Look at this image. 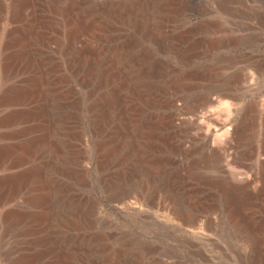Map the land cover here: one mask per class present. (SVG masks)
Returning <instances> with one entry per match:
<instances>
[{
	"label": "rangeland",
	"instance_id": "1",
	"mask_svg": "<svg viewBox=\"0 0 264 264\" xmlns=\"http://www.w3.org/2000/svg\"><path fill=\"white\" fill-rule=\"evenodd\" d=\"M113 1L125 3L137 0ZM145 1L137 2L144 4ZM157 1L158 7L166 8L163 12L166 19L160 30L163 36L159 41H145L136 29L122 26L114 30L113 37L115 43L126 49L130 47L140 51L141 47H149L154 52L156 59L152 79L156 85L164 83L167 88L153 91L161 106H152L148 111L155 119L166 110L179 119L177 127L172 129V132L175 130L172 136H176L175 140L188 153L185 158L179 154L174 156L182 160L181 165L189 162V167L182 165L181 177L177 174L165 178L168 181L165 189L157 181L150 186L143 180L144 175L143 178L140 175L130 178L123 191L113 192L103 188L108 178L120 177L126 168L125 163H116L106 171L97 169L95 141L99 136L113 134L119 126L115 114L122 99L120 93L110 91L109 86L103 92L114 109L108 106L109 103L100 108L99 134L92 132L91 117L87 111L82 117L81 126L87 136L85 147L88 150L91 185H80L65 174L58 175L62 192L58 194V202L54 201V209H60L63 215L78 214L76 222L60 225L56 213L48 212L46 206L36 207L29 203L33 184H26L22 189L19 187L16 197L0 198V212L11 210L21 215L19 220L7 227L9 229L0 226V264H14L18 257L26 254L35 256L31 264H111L110 259L118 248H123L125 255L132 254L131 264H264V231L252 226L245 230L237 225L238 220L248 215L264 219L263 196L259 194L258 199L252 198L250 191H258V188L251 186V190L238 198L240 202L235 205V213L231 214L222 199L221 186L216 183L221 178L219 182L237 183L245 176L241 172H246L257 174L259 188L264 189V165H256L257 159L262 162L261 158H264V150L257 151L264 131V0ZM8 26L9 22L5 21L0 37ZM131 32L134 33L132 37ZM1 85L0 74V88ZM227 91L232 95H225ZM166 102L170 103L167 109ZM11 109L0 107V115ZM217 123H225L218 133L231 125H239L238 137L236 133L231 142L224 137L215 142ZM31 125L32 122L0 128V132L7 136L9 132L20 131V136L15 135L14 138L0 137V145H21L25 138L38 135L30 129ZM208 129L213 131L209 134L211 138L207 134ZM161 133L164 134L165 130L157 128L155 139ZM241 133L248 138L242 137ZM156 144V156L164 157L170 152L167 145ZM212 151L221 156V164L218 163L214 169L210 162L207 163ZM37 155L21 166L11 169L0 167V178L34 166L41 160ZM151 188L157 192L152 191V194ZM196 200L202 202L196 215L185 213V209H190ZM46 211L48 217H38ZM84 236L102 237L100 242L104 251L86 255L79 243ZM104 256L109 257L111 262Z\"/></svg>",
	"mask_w": 264,
	"mask_h": 264
},
{
	"label": "bare ground",
	"instance_id": "2",
	"mask_svg": "<svg viewBox=\"0 0 264 264\" xmlns=\"http://www.w3.org/2000/svg\"><path fill=\"white\" fill-rule=\"evenodd\" d=\"M137 1L117 3L113 0L108 2L100 0H0V32L5 21L9 22L8 28L0 37L2 80L0 107L12 108L0 115V128L32 122L30 129L39 133L32 138H25L21 145H0V167L6 166L7 169H11L17 165L21 166L36 157V153L40 157L39 160L41 159L34 166L18 174L1 177V199L16 197L20 190L19 187L22 189L26 184H33L31 186L33 193L28 197L30 204L36 207L46 206L48 212L51 211L58 215L55 216L60 225L70 224L75 220L78 214L73 212L63 215L60 209H54V203L56 200L58 202V194L61 191L58 175L65 174L74 183L80 185H87V187L91 185L88 150L85 147L87 136L81 126L82 117H84L83 112L87 111L91 117L92 132L99 134L100 108L107 103L111 106L103 92L109 86L110 91L117 90L121 95L122 102L115 114L119 126L117 125L118 128L114 129L113 134L99 136L95 141L97 169L100 172L106 171L116 163H125L126 168L120 177L108 178L103 183V188L113 192L123 191L130 178L137 175L143 178L144 175L143 180L147 181L150 186L154 184L153 181H157L165 189L164 185L168 182L165 178L170 175H179L182 172V165L189 167V162L181 165L182 160L175 157L179 154L185 158L188 153V150L181 148L182 144H178L175 140L176 136L175 138L172 136L175 132V130L172 132V129L177 127L176 123L179 119L167 110L155 119V116H151L152 114L148 111L152 106L161 103L154 98L153 91L157 88L161 90L167 88L164 83L156 85L152 79L155 72L152 69L156 59L154 52L149 47H141L140 51H134V48L126 49L114 42V30L118 26L136 29L145 41L156 42L162 38L163 32L161 33L160 30L166 19L163 15L166 8L158 7L157 0H146L144 4ZM132 32L131 37L134 34ZM224 94L228 97L232 95L228 91ZM169 106L170 103L166 102V109ZM136 116H138L137 119ZM224 126L225 123L216 124L215 142L223 137L231 142L236 133L238 137L239 125H231L224 132L218 133ZM157 128L165 130V133H161L162 135L155 139ZM166 129L169 131L167 132ZM239 129L241 130L240 126ZM12 132H9L8 136L0 132V137L20 136V131ZM211 132H213L212 129H208L207 134ZM25 133L28 135L27 132ZM262 134L261 145L257 151L264 150L263 130ZM242 137L246 138V134H242ZM209 138H211L210 135ZM238 139L242 140V138ZM156 142L167 145L170 152L164 157L156 156L155 151L158 146ZM44 157L47 159L42 160ZM207 158L209 160L207 163L210 162L211 168L214 169L220 163L221 156L217 151H212ZM263 160L264 158H261L262 162H260L257 159L256 165L263 166ZM241 173L245 176L237 183L225 180V182H219L222 178L219 181L216 178L218 182L215 181L221 186L219 188L222 199L231 214L235 213L236 204L240 202L238 198L241 194L251 190L249 189L251 186L256 185L259 192L254 189L250 191V196L258 199L260 194L264 200V189H260L258 185L259 176L252 173ZM152 191L151 188V193ZM200 200L193 202L190 209H185V213L196 215L197 207L202 203ZM48 212H42L38 217L46 218ZM19 214L11 210L1 211L0 226L6 229L15 220H19L21 216ZM237 225L245 230H249L252 226L264 231V219L256 215H248L238 220ZM236 228L238 229V226ZM101 240L102 237L98 236H84L79 243L86 255L91 256L94 252L104 251ZM34 257L30 254L21 255L14 264L30 263ZM109 257L104 256L108 261L113 262L111 264H131L133 260L132 254L125 255L123 248H118L113 258ZM106 259L104 261H107Z\"/></svg>",
	"mask_w": 264,
	"mask_h": 264
}]
</instances>
